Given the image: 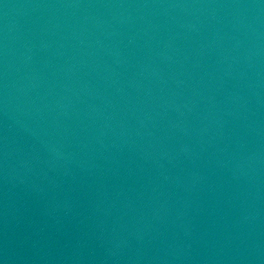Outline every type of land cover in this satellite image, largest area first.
Instances as JSON below:
<instances>
[{
  "label": "water",
  "instance_id": "obj_1",
  "mask_svg": "<svg viewBox=\"0 0 264 264\" xmlns=\"http://www.w3.org/2000/svg\"><path fill=\"white\" fill-rule=\"evenodd\" d=\"M0 264H264V0H0Z\"/></svg>",
  "mask_w": 264,
  "mask_h": 264
}]
</instances>
